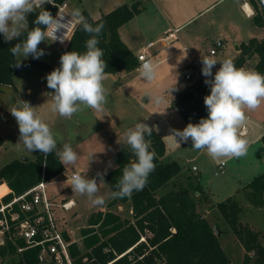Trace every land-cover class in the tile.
<instances>
[{
  "label": "rangeland",
  "instance_id": "1",
  "mask_svg": "<svg viewBox=\"0 0 264 264\" xmlns=\"http://www.w3.org/2000/svg\"><path fill=\"white\" fill-rule=\"evenodd\" d=\"M65 1L64 12L67 15L73 9L79 8L81 11H86L93 19L101 17L119 5H129L139 1L142 11L126 22L122 31L129 32L133 40L138 43L156 42L155 48L160 47L161 44L157 40L165 31L156 38L158 30L166 26L171 30L174 28L179 30L177 39L183 35L187 40L195 41L196 50L200 47L202 53H208V48L220 40L222 45L217 49L216 55L225 47L235 48L232 39H223L221 35L231 37L237 33L245 38L249 33L264 32V29L253 27L251 18L245 16L241 10L239 0ZM200 34L201 40L197 42L194 37ZM174 45L177 47L176 43ZM38 47L45 53L40 59L50 63V66L20 68L12 76V85L0 87V131L4 138L2 145L0 144V166L15 158H33V152H28L19 143L18 125L9 111L17 99L28 101L31 106L38 107L36 111L52 128L58 148L64 143H70L77 151L80 158L75 165L65 166L67 173L76 170L81 174L87 173L88 178L96 177L98 172L104 173L105 169L111 170L115 166L113 155L122 144L120 142L123 133L138 122L145 123L165 143L166 152L163 161H176L184 171V175L190 174L193 177L194 183L197 181L195 176L198 175L203 192L196 194L190 191V194L196 201V209L208 220L212 228L219 229L218 241L229 259V264H242L245 253L240 240L232 230L233 227L240 229L243 237L244 228H249L255 236V242L264 244V206L258 208L249 203L246 197L249 189L244 184L254 176L264 175V144L257 136L264 132V126L255 125L252 118L247 119L245 124L247 130L241 135L248 140V149L246 155L239 158L213 160L205 152L192 149L190 140L178 141L179 146L174 144L169 136L171 129L183 130L187 123L179 111L170 104L176 96L175 91H172L171 97L168 89L175 84V80L176 84L179 79L182 80L183 88L205 78L202 73L193 71L191 78L184 79L183 68L186 60L190 61L186 68H192V61L187 52H182L174 59L160 64L157 78L151 83L143 81L136 69L125 73L123 77L106 75L104 84L108 89V97L104 112L84 108L71 119H65L50 111V101L47 102L48 97L44 95L53 91L47 87L46 76L60 66L62 47L50 40L42 42ZM27 59L33 58L29 56ZM27 86L31 89V93H25ZM153 92H162L168 103L157 107L149 97V93ZM241 130L243 131L244 127ZM91 154L94 155L89 160ZM109 162L111 167L108 166ZM220 162H223V165L218 168ZM192 166L198 171H193ZM184 175L181 179L185 183ZM97 182L99 183L98 177ZM172 188L171 184L160 188L157 196ZM47 189L52 194L60 192L57 197L72 198L76 202L72 210L60 212L59 222L72 231L73 238L78 244H80L79 230L85 226L88 215L97 208L106 209L111 199L108 198L111 192L105 182L100 183L97 194L106 198L103 206H94L87 196L72 192L70 182L67 181L53 182ZM227 197L232 198L237 209L227 208L222 213L215 204L224 201ZM112 209L124 216L130 215L127 203L116 208L114 206ZM146 228L151 229L150 226ZM249 254L253 260L252 251ZM15 260L16 256L0 258V264H14ZM248 264L253 262L250 261Z\"/></svg>",
  "mask_w": 264,
  "mask_h": 264
},
{
  "label": "trees",
  "instance_id": "2",
  "mask_svg": "<svg viewBox=\"0 0 264 264\" xmlns=\"http://www.w3.org/2000/svg\"><path fill=\"white\" fill-rule=\"evenodd\" d=\"M65 0H54L55 5ZM251 9L252 24L264 26V0H242ZM45 4L46 10L54 15L56 8ZM142 9L139 1L122 4L111 11L93 19L86 11L82 14L93 25L104 24L99 36V44L106 61V74L129 72L138 65L135 55L122 42L118 28L138 14ZM35 14L29 15V27ZM24 37H21L23 39ZM89 38L82 27L77 25L66 44V52L86 51L85 42ZM19 40L5 42L0 34V87L12 85V76L18 71L12 67L14 58L9 49ZM257 61L253 70L264 74V37H250L239 44V53L231 59L236 67H244L253 57ZM23 67H48L41 59H27L21 62ZM218 70V69H217ZM216 71V70H215ZM215 71L213 73H215ZM201 78L181 88L171 104L188 124L198 123L201 118H207L204 97L210 94V88ZM151 151L155 153V170L150 173L148 182L142 191L133 192L130 198L110 199L107 208L93 210L86 219L85 226L79 230L80 244L71 243L69 253L72 264H229V259L222 250L218 237L208 220L196 209V201L190 191L196 194L203 192L198 181L193 182L190 174L184 171L176 161H163L165 144L162 138L153 130L151 136ZM3 139L0 136V144ZM264 144V135L261 137ZM115 166L103 176L110 192L115 191V184L122 175L123 167L135 157L123 144L113 155ZM64 171L55 152L47 157L33 152V158H15L0 166V205L19 196L42 178L52 180ZM184 175L185 183L181 179ZM6 185H5V184ZM172 185V189L157 196L160 188ZM9 191L7 192V187ZM245 186L249 189L246 197L252 205L264 206V175L259 174L249 180ZM7 192V193H6ZM6 193V194H5ZM205 196H203L204 198ZM128 204L129 216H124L112 207ZM224 213L227 208L237 209L231 197L215 204ZM233 210V211H234ZM145 223V224H144ZM150 226L151 229L146 228ZM232 227V226H231ZM240 240L245 253L242 264H264V244L255 242V236L249 228H244L245 236L240 229L232 228ZM64 237L69 239L67 233ZM24 241L17 238L13 243L8 238L0 244V258L16 256L14 264H37L38 248L32 247L18 251L24 247ZM253 253V260L249 252Z\"/></svg>",
  "mask_w": 264,
  "mask_h": 264
},
{
  "label": "clouds",
  "instance_id": "3",
  "mask_svg": "<svg viewBox=\"0 0 264 264\" xmlns=\"http://www.w3.org/2000/svg\"><path fill=\"white\" fill-rule=\"evenodd\" d=\"M45 4L56 6L54 0H0V34L5 42L19 40L9 49L11 55L17 58L11 66L21 67L22 60L29 56L40 59L45 54L38 47L42 42L59 40L63 43L69 28L79 25L89 36L85 42L86 51L73 50L60 56V66L46 76L47 87L53 91L44 95L48 97L47 102L50 101V111L65 119H71L84 108L104 112L108 97L104 84L107 64L103 59V50L98 47L104 24L89 23L79 8L73 9L67 15L70 20L64 22L65 15L58 11L54 17L45 9ZM32 14H35L34 26L30 28L28 17ZM61 29L65 31L58 36L57 32ZM218 62L220 67L213 73ZM201 63L202 75L206 78L204 83L210 88V94L204 97L207 118H201L195 124L189 122L183 130L171 129L169 136L176 145H179L178 141L190 140L192 149L205 152L213 160L242 157L247 153L249 142L240 130L247 122V113L264 104V74L238 68L231 59L218 61L205 56L201 58ZM158 70L157 61L145 59L139 76L146 83H151L157 78ZM174 90H177L176 80L168 89L171 97ZM149 97L157 107L168 103L162 92L149 93ZM37 108L28 101L17 99L9 109L18 125L19 143L28 152L38 151L46 157L55 152L62 165H75L79 154L70 143L58 148L52 128L38 114ZM152 133V128L140 122L123 133L120 143L130 149L135 159L123 167L122 175L115 184L116 190L109 193L108 198H130L133 192L144 189L150 173L155 170V153L150 150L151 141L146 139ZM108 166L111 167V162ZM106 171L98 172L93 178H88L87 173H74L70 178L72 192L87 196L94 206H103L106 198L97 194Z\"/></svg>",
  "mask_w": 264,
  "mask_h": 264
},
{
  "label": "built area",
  "instance_id": "4",
  "mask_svg": "<svg viewBox=\"0 0 264 264\" xmlns=\"http://www.w3.org/2000/svg\"><path fill=\"white\" fill-rule=\"evenodd\" d=\"M65 6L66 1L57 4L53 16L55 17L59 11L61 15H65L64 22H67L70 20V16H67L64 12ZM75 27L69 28L67 39L63 43L59 40L54 43L67 44ZM64 31V29L59 30L57 35H61ZM177 31V28L172 30L167 28L157 42L162 46L171 43L177 39ZM155 45L156 42L148 41L134 54L138 60L136 70H140V66L145 59H150L149 49ZM221 45L222 42L217 40L208 50V54L214 55ZM191 66L192 68H187L184 71L185 79L191 78L192 72L196 71L197 63L195 60L192 61ZM197 71L202 73L200 69H197ZM222 165L223 162L219 164L218 168H221ZM191 169L193 171L197 170L195 166H192ZM74 173L77 172H62L58 175L61 178L56 176L55 179L49 181L42 178L21 195L13 197L6 203H1L0 244L5 242V238L13 243L17 238H20L24 241L25 246L18 248V251L32 247L38 248L36 254L37 264H72L69 245L76 243L77 240L73 238L72 231L67 227H63L59 222V214L60 212L72 210L76 203L72 198L57 197L60 192L52 194L47 188L53 182H70V178ZM64 233H67L70 238L66 239Z\"/></svg>",
  "mask_w": 264,
  "mask_h": 264
},
{
  "label": "crops",
  "instance_id": "5",
  "mask_svg": "<svg viewBox=\"0 0 264 264\" xmlns=\"http://www.w3.org/2000/svg\"><path fill=\"white\" fill-rule=\"evenodd\" d=\"M239 1H240L239 2V6H240L241 10L244 12L245 16L251 18L252 9H251L250 5L247 2H243L242 0H239ZM245 5H247V7H248L249 10L246 9V6ZM124 25H125V23L118 28L119 37L122 40V42L127 46V48L133 54H135L138 50H140L142 48V46L144 44L143 43H138L137 41H134L129 32L124 33L122 31ZM253 27H257V26H253ZM167 28H168V26L164 27L163 29L160 28L158 30V33H157V37L156 38H158L159 36H161V34L163 33V31L166 30ZM178 28L180 29L181 28V25L178 26ZM257 28L264 29V26L257 27ZM235 29H237V28H235ZM178 32H179V30L177 31V33ZM253 34L254 33H249L248 35H246L245 38L242 35L239 36L237 33L235 35L231 36V37L229 35H221L220 37H223V39H225V38H228L230 40L232 39V41H233L232 44H233V46L235 48L225 47L222 50H220V52L218 53V55H216V53L214 55H209L207 52L206 53H202L200 47L196 50L197 43L195 41H193V42L192 41H189V39L187 40L186 39V36L183 37V35H182L180 38L178 37V39L172 41L171 43H169V44H167L165 46L160 45V47H157V48H155V46L152 47V48H150L149 49V53L151 54L150 59H152L154 61H157L159 63V65H160L162 63H165L166 61H169V60L174 59L176 56L180 55L182 52H187L188 55H189V58H191V61H193V60L196 61L197 66H196V71H194V72H197V69H200V70L202 69V63H201V58L202 57H205V56L212 57V58H214V59H216L218 61H222L224 59H233L234 57H236L238 55V53H239V44L242 41H246L250 37H256L258 39L264 37V32H262L260 34H257V33L254 34V35ZM201 36H202L201 34L200 35H195L194 38L198 42V41L201 40ZM220 37H219V39H220ZM175 43H176L177 47H175V45H174ZM236 46H238V49H236ZM61 47H62L63 53H65L66 52V44H62ZM210 48L211 47H209L208 49H210ZM16 60H17V58H16ZM22 61H25V60H22ZM256 61H257V57L256 56H253L246 63V65L244 66V68H246V69H252L253 70V65L255 64ZM44 62L48 66H50L49 65L50 63H48L47 61H44ZM189 62H190L189 60H186V65L183 68V72L187 69L186 67L188 66ZM179 64H181V63H179ZM219 67H220V64L218 62L215 65V67L213 68V72L215 70H217ZM125 73H127V72H119V73H116V74H106V75H109V76H112V77H116L117 78V76L123 77ZM15 74L16 73H14L13 76ZM12 84H13V80H12ZM183 84H184V82H182V80L179 79L178 83L176 84V89L177 90H174L175 91V93H174L175 96H176L177 92L182 88ZM25 93H31V89L28 86L25 87ZM170 104H172V103H170ZM247 116H248V119L252 118L254 120L255 125H260L261 124L262 126H264V104H262L259 109L255 110V111L248 112L247 113ZM246 130H247V126L245 125L244 126V130L243 131L241 130L240 132L242 134H244L246 132ZM262 135H264V132H261L260 135H257L260 140H261ZM0 136L2 137V139L4 141V138H3V135H2V132L1 131H0ZM3 141H2V143H3ZM2 143H1V145H2ZM165 152H166V146H165ZM63 167H64V171L63 172H66L67 173L64 165H63ZM72 171H76V170H72ZM76 172H78V171H76ZM216 175H217V173H216ZM248 181L249 180H247L246 183ZM246 183H244V184H246ZM241 185H242V183H241ZM239 188L236 190V194H237ZM7 189H8L7 190V192H8L9 191V188L7 187Z\"/></svg>",
  "mask_w": 264,
  "mask_h": 264
},
{
  "label": "water",
  "instance_id": "6",
  "mask_svg": "<svg viewBox=\"0 0 264 264\" xmlns=\"http://www.w3.org/2000/svg\"><path fill=\"white\" fill-rule=\"evenodd\" d=\"M236 49H238V46H236ZM21 67H19L18 69H20ZM0 183H2V180H0ZM213 231H214V234L216 235V236H218L219 235V229L218 228H216V227H214L213 228Z\"/></svg>",
  "mask_w": 264,
  "mask_h": 264
},
{
  "label": "bare ground",
  "instance_id": "7",
  "mask_svg": "<svg viewBox=\"0 0 264 264\" xmlns=\"http://www.w3.org/2000/svg\"><path fill=\"white\" fill-rule=\"evenodd\" d=\"M245 6H246V9L249 10L248 7H247V5H245Z\"/></svg>",
  "mask_w": 264,
  "mask_h": 264
}]
</instances>
